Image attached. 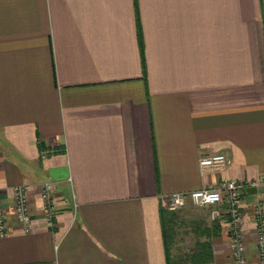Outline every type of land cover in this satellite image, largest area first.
Returning <instances> with one entry per match:
<instances>
[{
  "label": "crops",
  "instance_id": "0c3cea01",
  "mask_svg": "<svg viewBox=\"0 0 264 264\" xmlns=\"http://www.w3.org/2000/svg\"><path fill=\"white\" fill-rule=\"evenodd\" d=\"M214 153L225 166L201 173ZM226 179L258 183L240 205L257 264L264 0H0V264H166V197ZM20 186L28 231L14 212ZM204 208L176 218L192 239L183 254L210 233L202 264H234L227 213L213 235Z\"/></svg>",
  "mask_w": 264,
  "mask_h": 264
},
{
  "label": "built area",
  "instance_id": "2783aa9c",
  "mask_svg": "<svg viewBox=\"0 0 264 264\" xmlns=\"http://www.w3.org/2000/svg\"><path fill=\"white\" fill-rule=\"evenodd\" d=\"M226 164V157L223 153H214L203 156L199 159L198 165L200 172L213 171L222 169ZM242 184L234 179L224 180L218 188H200L189 192H173L166 197L165 205L170 211H176L185 206L190 201L197 207H210V217L218 219L226 212L229 219V231L231 238V253L234 264H248L244 256L245 247L242 242V236L238 232L240 228V205ZM51 185L44 184L42 190V198L44 200V212L48 217L52 215L53 207L50 199ZM222 191L225 192L226 202L225 209L222 208ZM1 193V192H0ZM14 196V212L16 219L22 224L25 231L30 229L31 216L28 209L27 199L24 195L23 188L16 187L13 190ZM225 210V211H224ZM256 213V247L258 252V263L264 264V218L261 216V209L258 207ZM5 229L4 208L0 198V234Z\"/></svg>",
  "mask_w": 264,
  "mask_h": 264
},
{
  "label": "trees",
  "instance_id": "16d2710c",
  "mask_svg": "<svg viewBox=\"0 0 264 264\" xmlns=\"http://www.w3.org/2000/svg\"><path fill=\"white\" fill-rule=\"evenodd\" d=\"M161 223H162V236L165 245L166 264H202L211 261V239L210 233H201L199 236H205L204 240H195L191 253L187 255H179L173 253V246L177 240L176 218L178 219L175 211H170L166 207H162L160 211ZM194 234H197L195 230L200 227H193ZM209 231L213 235L219 234L221 231L220 220L213 219ZM207 230V229H206Z\"/></svg>",
  "mask_w": 264,
  "mask_h": 264
},
{
  "label": "rangeland",
  "instance_id": "374dc122",
  "mask_svg": "<svg viewBox=\"0 0 264 264\" xmlns=\"http://www.w3.org/2000/svg\"><path fill=\"white\" fill-rule=\"evenodd\" d=\"M239 182V181H238ZM45 183H49L50 185H51V188H53V183H51V182H45ZM45 183H43V185H42V190H43V188H44V184ZM259 183H261V181H259ZM242 184V192H241V198H240V201H239V205H241V202H242V195H243V192H244V187L246 186V185H252L253 187H256L257 186V182L256 181H251V183H246V182H243V183H241ZM0 192H1V190H0ZM41 193H42V191H41ZM51 193H52V189H51V192H50V199H51V202H52V195H51ZM0 195H1V193H0ZM24 195H25V193H24ZM13 198H14V196H13ZM41 199H42V201L44 202V200H43V198H42V194H41ZM193 205V204H192ZM191 204H188V206L187 205H185V206H187L186 208L184 207H182V209L180 208V209H178V210H176L175 211V213H177V215H179V216H183V215H186V213H197V211H193V209L194 208H198L197 206H195V205H193L192 206ZM51 207H53L54 208V206H53V202H52V205H51ZM191 207H194V208H191ZM258 208V207H257ZM257 208H255V211H256V209ZM205 209H209V215H210V210H211V208H204V210ZM240 209V208H239ZM188 211V212H187ZM43 212H44V207H43ZM30 213V212H29ZM44 214L47 216V214L44 212ZM187 216V215H186ZM223 216V215H222ZM222 216H220L218 219H222ZM227 217H228V219H230V217H229V215L227 214ZM240 217H242L241 216V213H240ZM255 220H256V213H255ZM241 222H242V220H241ZM228 231H229V228H228ZM238 232L241 234V236H242V230L240 229V228H238ZM255 234H256V231H255ZM229 236H230V244H231V238H232V235H231V233H230V231H229V234H228ZM179 238H181V237H178L177 236V240L175 241V244H174V246H173V253L174 254H179V255H184L183 253H185L184 251L185 250H183L185 247H189V245L191 244V240L192 239H188V234H184V235H182V238L181 239H179ZM242 239V238H241ZM242 242H243V239H242ZM244 243V242H243ZM177 247V248H176ZM244 247H245V245H244ZM245 249V248H244Z\"/></svg>",
  "mask_w": 264,
  "mask_h": 264
},
{
  "label": "water",
  "instance_id": "95a60500",
  "mask_svg": "<svg viewBox=\"0 0 264 264\" xmlns=\"http://www.w3.org/2000/svg\"><path fill=\"white\" fill-rule=\"evenodd\" d=\"M247 191L248 192H250V193H255L256 192V188H249V189H247Z\"/></svg>",
  "mask_w": 264,
  "mask_h": 264
}]
</instances>
